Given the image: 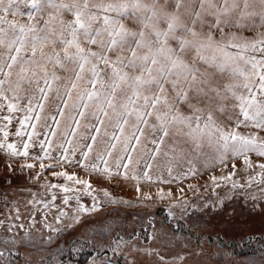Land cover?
Segmentation results:
<instances>
[{"label": "snow or ice", "instance_id": "obj_1", "mask_svg": "<svg viewBox=\"0 0 264 264\" xmlns=\"http://www.w3.org/2000/svg\"><path fill=\"white\" fill-rule=\"evenodd\" d=\"M0 153L24 160L19 171L32 183L48 170L65 181L40 185L50 199L30 193L27 227L18 202L7 208L0 264H17L33 244L37 215L51 244V234L71 231L105 204L132 206L92 177L133 183L147 205L172 193L144 186L231 162L213 184L231 180L247 200L264 201V160L251 159L264 158V0H0ZM238 160L246 181L234 179ZM54 189L64 193L61 206ZM172 199L169 215L186 211ZM121 243L117 237L104 251L115 255ZM86 244L77 240L72 254ZM100 255L89 252L85 264H114Z\"/></svg>", "mask_w": 264, "mask_h": 264}, {"label": "rangeland", "instance_id": "obj_2", "mask_svg": "<svg viewBox=\"0 0 264 264\" xmlns=\"http://www.w3.org/2000/svg\"><path fill=\"white\" fill-rule=\"evenodd\" d=\"M10 128L12 139L18 140L14 134L15 127ZM251 159L253 163L264 160L255 153L251 154ZM23 163L25 161L22 159L10 161L0 153V219L4 218L7 208L15 201L20 205L27 227L28 209L25 204L32 198L30 193H37V198L50 199V195L40 185L62 184L65 181L53 177L51 170H48L42 173L39 184L32 183L27 169L23 174L19 171ZM236 163L238 171L234 179L246 181L247 173L242 161ZM12 168L16 171L13 172ZM53 170L60 171L59 168ZM230 170L231 162L227 168L199 166L196 175L183 181L144 186L143 191L153 195L158 188H163L165 193L171 190L172 198L181 201L186 208L183 212L173 208L172 215H169V206L174 202L172 198H156L145 205L137 202L138 194L133 183H109L92 177L94 187H106L115 199L131 201L132 206L105 204L97 211L85 214L82 223L71 231L64 228L59 236L51 234V244L46 242L50 233L41 228L40 215H37L38 223L32 230L33 244L20 250L21 258L17 264H29V261L31 264H39L41 260L44 264H56V259L65 264L68 261H72V264H85L89 252L93 255L100 252V259L106 255L114 264H160L155 250L166 255L168 264H179L178 258L181 256L183 264H264V201L253 203L247 200L242 191L232 189L231 180H218L213 184L212 176H227ZM80 175L85 176L82 171ZM53 192L57 196L56 205L61 206L64 193L60 189H54ZM81 202L91 207L90 197L83 196ZM74 204L75 197H72ZM52 220L50 213L49 221ZM149 221L153 227H148ZM64 223L67 225L71 220L65 219ZM108 225H111L110 230ZM153 235L155 239L150 238ZM117 237L123 243L115 255L111 249L105 252V247ZM77 240H90L91 245L86 244L84 251L74 256L71 247ZM50 254L56 259L50 261Z\"/></svg>", "mask_w": 264, "mask_h": 264}]
</instances>
